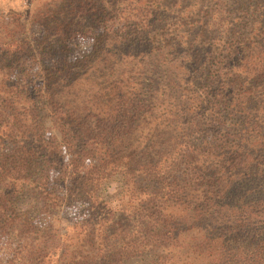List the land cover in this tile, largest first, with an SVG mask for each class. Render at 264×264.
I'll list each match as a JSON object with an SVG mask.
<instances>
[{"label":"trees","instance_id":"1","mask_svg":"<svg viewBox=\"0 0 264 264\" xmlns=\"http://www.w3.org/2000/svg\"><path fill=\"white\" fill-rule=\"evenodd\" d=\"M0 264H264V0L0 10Z\"/></svg>","mask_w":264,"mask_h":264},{"label":"rangeland","instance_id":"2","mask_svg":"<svg viewBox=\"0 0 264 264\" xmlns=\"http://www.w3.org/2000/svg\"><path fill=\"white\" fill-rule=\"evenodd\" d=\"M35 3L36 0H0V10L6 11L7 9H12L13 11L22 14L23 17L27 15L31 5H35ZM32 36H35V31H32ZM82 49H84V51L87 50L88 45L84 43L81 47H76L74 52L79 50L83 51ZM117 180L118 179L109 182L102 188L101 193L103 196H111L120 189L121 183ZM74 208L61 206L59 208H54L52 211L51 215L57 216L59 219L58 233L60 234L61 238L65 237V235L70 232V226L74 218L77 216L76 211L79 212L78 207Z\"/></svg>","mask_w":264,"mask_h":264}]
</instances>
